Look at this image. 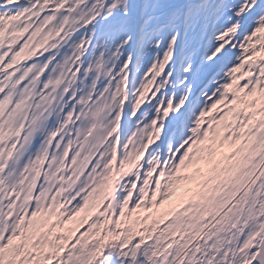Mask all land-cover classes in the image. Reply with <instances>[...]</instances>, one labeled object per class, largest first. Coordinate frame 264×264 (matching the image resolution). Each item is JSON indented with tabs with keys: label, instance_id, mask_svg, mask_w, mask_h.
Instances as JSON below:
<instances>
[{
	"label": "snow or ice",
	"instance_id": "obj_1",
	"mask_svg": "<svg viewBox=\"0 0 264 264\" xmlns=\"http://www.w3.org/2000/svg\"><path fill=\"white\" fill-rule=\"evenodd\" d=\"M0 264H264V0H0Z\"/></svg>",
	"mask_w": 264,
	"mask_h": 264
}]
</instances>
